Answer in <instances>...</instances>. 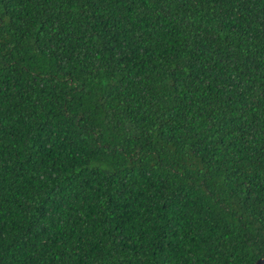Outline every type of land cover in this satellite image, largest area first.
Returning a JSON list of instances; mask_svg holds the SVG:
<instances>
[{
  "label": "trees",
  "instance_id": "obj_1",
  "mask_svg": "<svg viewBox=\"0 0 264 264\" xmlns=\"http://www.w3.org/2000/svg\"><path fill=\"white\" fill-rule=\"evenodd\" d=\"M264 257V0H0V264Z\"/></svg>",
  "mask_w": 264,
  "mask_h": 264
},
{
  "label": "water",
  "instance_id": "obj_2",
  "mask_svg": "<svg viewBox=\"0 0 264 264\" xmlns=\"http://www.w3.org/2000/svg\"><path fill=\"white\" fill-rule=\"evenodd\" d=\"M253 264H264V257L258 258Z\"/></svg>",
  "mask_w": 264,
  "mask_h": 264
}]
</instances>
